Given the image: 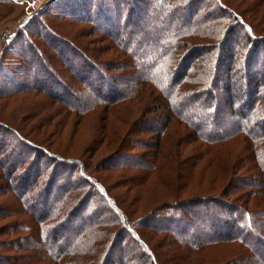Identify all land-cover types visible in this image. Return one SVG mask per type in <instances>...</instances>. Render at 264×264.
<instances>
[{
	"label": "trees",
	"instance_id": "obj_1",
	"mask_svg": "<svg viewBox=\"0 0 264 264\" xmlns=\"http://www.w3.org/2000/svg\"><path fill=\"white\" fill-rule=\"evenodd\" d=\"M66 1L47 3L5 42L0 56V98L50 88L52 98L66 111L81 118L101 113L106 127L113 121L117 126L109 147L115 146L110 149L117 151L107 167L124 170L126 176L135 170L126 178L131 183L128 189L135 191V205L130 206L132 201L126 197L119 198L120 203L106 183L85 171L93 165L51 152L49 146L27 137L23 125L8 129L0 123V196L3 193L5 197L0 203V221L4 222L0 236L5 238L3 248L8 252L0 256V264H186L195 258L198 264L204 252L221 245H230L227 248L235 251L233 258L229 263L217 260L211 264H264V60L260 58L264 56V35L245 13L231 8V0H209L205 10L201 8L204 0ZM15 5V0H0V6L10 11ZM69 13L76 15L73 23L98 25L102 37L126 57L120 66L129 75L118 77V83L124 85L119 92L106 75L117 64L108 61V66L100 65L84 56L76 39L56 29L60 21L56 26L48 21L69 17ZM207 26L210 29H205ZM238 35L240 39H236ZM44 43L53 49L51 53L47 54ZM10 51L14 59L8 56ZM69 51L75 57H68ZM6 57L11 58L10 65ZM85 64L90 70L84 69ZM55 65L70 74L81 93L71 92ZM26 67L33 71L36 88L24 81ZM221 70L228 82L222 89L225 102L232 107L235 104L234 84L241 86L239 101L248 103L231 115L219 108V103L213 105ZM238 70L241 74L234 76ZM140 113L133 119V114ZM116 118L132 122L123 124L114 121ZM134 124L137 131L131 127ZM136 132L156 136L150 155L127 153L139 148L134 145L137 140L130 138ZM192 139L203 142L198 155L189 158L196 159L178 161L183 146ZM228 141L236 146L221 145ZM238 150L241 153L234 160ZM205 159L206 171L198 174ZM44 160L47 167H43ZM211 166L214 175L206 182L202 177ZM76 171L82 174L81 181H72ZM239 172L245 175L239 176ZM153 177L164 189L174 188L173 200L156 206L142 202L140 207L142 188H147ZM61 178L68 188L61 185ZM191 178L205 190L188 199L183 195L191 188ZM216 182L219 189L211 187ZM246 186L254 190L248 191L242 204L234 195L248 189ZM251 193L253 196H248ZM92 204L96 208L87 221L84 216ZM182 210L188 214L184 216ZM151 232L164 235L161 240L167 246V256L156 255L145 241L144 234L151 236ZM128 236L140 248L141 261H131L126 248L122 249ZM115 254L117 262H113Z\"/></svg>",
	"mask_w": 264,
	"mask_h": 264
},
{
	"label": "rangeland",
	"instance_id": "obj_2",
	"mask_svg": "<svg viewBox=\"0 0 264 264\" xmlns=\"http://www.w3.org/2000/svg\"><path fill=\"white\" fill-rule=\"evenodd\" d=\"M15 1H16V5L13 11H10V9L7 6H0V56L2 55V49L4 47L5 42H9L16 35V29L20 25L22 26L23 24H26L27 22H29L36 12H38L43 6H45L47 3H50L52 0L46 1L35 11H31V8H30V3L33 0H15ZM67 1L66 3L70 4L69 0ZM231 1L233 3V5H231L232 6L231 8L242 13L243 15L246 14L247 17L250 18L251 21H253L251 22L249 20L251 22L250 24L253 23V25L256 26L258 33L261 36H263L264 35V0H231ZM209 4H210L209 0H204L201 4V8L205 10L209 8ZM75 16L70 14V16L66 18H58V19L53 18L52 21L50 20L48 21L50 22V24H53V25L54 23H56V21H60L59 24L61 27L58 26L59 28L56 27V29L66 32V34L69 35L71 38L76 39L78 45H80L81 47V48L79 47L82 50L81 53H83L84 56H87L89 58L92 57V59L96 63H99L100 65L104 64L108 66L110 64L109 62H114L115 64H117L116 66L118 67L112 68V70L107 72L106 75L108 78H110V80L113 82V86L116 87L119 92V90L122 89L124 85H121L118 83V77L128 74V70L124 66H120L124 64L126 57L121 56L120 55L121 53L119 54V50H115L114 48H112L111 46L112 44L110 43L111 41L109 39L102 37V35L99 33L100 29L98 28V25L95 27L93 26L94 24L92 25V24L84 23L85 21H83L82 23H73L72 20L76 19L74 18ZM86 17H87L86 15L84 16L79 15V18L81 19H87ZM93 28L96 30L93 31ZM65 29H68V31H66ZM205 29H210V26L205 27ZM81 30L84 33L79 32ZM26 33L29 36H31L33 39L34 35L32 34L31 30H27ZM240 36L241 35H238L236 39H240L239 38ZM36 37L37 36H35L34 38L35 40L38 38ZM39 37H42V36H39ZM21 39L23 40V38ZM43 48L45 49L47 54L53 51V49L49 45H47V43L43 44ZM93 49H96V50L93 51ZM68 54H69L68 57H71V58L75 57L74 56L75 54L72 53L71 51H69ZM8 56L12 57L13 59L14 57H16L11 51L8 54ZM55 56L56 54H54L53 58ZM260 58L264 60V56H261ZM19 60H21L20 57H19ZM5 61H7V63L9 62V65H10L11 58L8 59V57H6ZM52 62L54 63V60ZM106 62L108 63L106 64ZM204 65H206V63H202V66ZM207 66H209L208 62H207ZM54 67H55V71L60 74V77L64 81V83L67 84L68 87H70L72 93H74L75 95H77L78 93H81L80 87H78L75 83H74L75 85L73 84L74 80L70 77L69 73L62 71V69H60V67H57L56 65ZM87 67H88V70H90V67L88 65H86L84 69L87 70L86 69ZM13 68L11 69L12 71L15 72ZM221 73H223L222 70H221ZM224 73L221 74L222 77L219 80V84L217 83L218 86L215 87L214 89V92L216 94L214 97L215 101L213 105L214 107H216L219 103L220 106H222L219 108L223 109L226 113L231 115L233 112L237 110V108L242 107L241 106L242 104L246 105L248 103L246 100H244V102L243 100L239 101V99L243 97L242 92H241V86L234 85V84L232 86V93L236 95L235 101H234L235 106L233 105L232 107L230 104H227L228 102H225L227 97L224 98L225 93L222 92V89L223 87L224 88L227 87L228 82L225 81ZM240 74H241L240 70L234 71L233 73V75L237 77H239ZM32 76H33V71L29 69L27 71V75L25 77L26 79H24V81H28L29 83H31L33 87H35L36 85H33L35 84V82H33ZM102 85H105V84L102 83ZM36 89H37L36 92L27 91L25 93H17L14 95H9L10 98L8 99H5L6 98L4 97L5 95H3V97L0 98V123L1 125L3 126L6 125L8 129L9 127L18 128L19 125L20 126L23 125L25 127L24 129L25 132L23 131V133L27 134L26 135L27 137L34 138L35 141L42 143L45 146L47 145L46 147L49 146L51 148L49 149L51 152H56L58 154H64L68 158L80 159L85 166H88L90 164L93 165L91 169L89 168L90 170H85V171H87L91 175L98 177L104 183H106L109 187L110 194L114 196L115 198H117L119 202H120L119 198L126 197L128 199L127 201L129 202L132 201L130 206L135 205L136 198L135 196H133L135 191L132 192L133 189L132 190L128 189V188L131 189L130 187L131 183L129 182V180H126V178H130L135 173V170L133 169L132 172L129 173L130 176H126V173H124V170L112 171L110 167H107L108 165L107 163L109 162L108 160L112 158L114 154H116V151H117V150L111 151L110 148H115L114 145H113L114 147L112 146L109 147V145H111L109 142L110 136L113 137L112 135L115 133L117 125L113 121H109L106 127V122L104 123L105 120L101 113H98L96 115L89 113L87 116H83L82 118L78 117L76 116L74 112L66 111L65 107L62 106V103L60 102L58 103V100L56 98L54 99L52 98L53 96H52V92L50 88L49 89L45 88L42 90H40L39 88H36ZM52 89H55V87H52ZM5 91L9 92L10 90H5ZM244 112H245L244 113L245 116L248 115L247 111H244ZM210 113H211L210 110H208L207 114H210ZM141 114L142 113L138 115L133 114L132 117L133 119H136L137 117H140ZM149 117H152V115H149ZM236 117L239 118V115ZM116 119L114 121H119L123 124L127 122H129L130 124L132 122V121H129L128 119H126V121H123V119L122 120H118V119L116 120ZM206 121H210V119H207ZM135 125L136 124H134V126H131L133 131L138 130L137 125L136 126ZM253 126H255V123L250 125L251 128ZM105 127L108 132L107 134L104 130ZM253 129H256V127H254ZM8 135H11V134H8ZM144 135L145 136H143V134H139L138 132H136L130 137L131 139L137 140L138 143H134V145L139 146V148L137 150H129L127 152L128 154L133 155V157H135L136 155H140L141 152H144V153L146 152L148 155L152 153L155 147H151V146L153 145L152 142L156 136H153V134H144ZM112 139L114 140V137ZM235 143L236 142L234 141H228V143L225 142V144L222 143L221 145H224L225 148H230L232 146H236ZM99 144H100V147H97ZM202 144L203 142L198 139L190 140V144H188L187 146L186 145L183 146L185 147L184 150L183 149L179 150L178 152L179 154L182 150L183 152H182V155L179 156L177 160L182 162L184 161L185 158L189 159L190 157L198 155L197 149H200L198 146ZM239 152L241 153L240 150L235 152L234 160H237V155H239L238 154ZM246 155L242 157L243 160L246 158ZM2 157H6V156L2 154ZM151 158L152 156L148 157V159H151ZM195 159L196 158H192L189 160H195ZM206 160L207 159H205V161L200 164L201 167H198L199 168L198 174H201L203 171H206V170H203V167L206 166ZM244 164L245 166H247L248 161L247 160L244 161ZM43 165H44L43 167H47L48 162L44 160ZM214 171H215V168L213 166L209 167V169L207 170L206 176L202 177V179L208 182L213 177ZM237 174L239 176L245 175L244 172H239ZM80 177H82V174L76 171V172H73V177L71 179L74 182L79 181V180L81 181ZM215 177L217 178L216 174H215ZM45 179H47V173L45 174ZM60 180H61V185L63 186L65 185L64 187L68 188L67 186L69 185H66L62 178ZM196 183L197 181L191 178V180L189 181L191 188H189V190L187 191H184V194H185L183 195L184 198L192 199L191 197H195L196 195H199V192L201 191L204 192L205 187H203L202 185L198 187ZM145 187L147 188H142L143 190L140 189L143 191L142 195L139 196V198H141L142 200L141 203L139 204L140 207L144 205L142 204V202H147V204H150L151 206H156L158 204L160 205L163 204L164 201L165 203H168L170 202V200H173L170 198L175 193L174 188L172 187L170 189L169 188L164 189L161 185L157 183V181H155L154 177L149 181V184H147ZM211 187L219 189L220 188L219 182H216V184H212ZM249 190L250 192H253L254 190L253 186H249L248 189L238 190V193L234 195V199L238 201L242 200V204L245 203L246 201L245 199L247 197L246 195ZM252 194L253 193H251L248 196L251 197L253 196ZM54 195L55 196L53 197L57 196L56 194ZM4 199L5 197L2 193L0 196V203H2ZM95 208H96L95 204L94 205L92 204L91 206H89V209H87L88 213L87 215L85 214L84 219H86L87 221L90 220V217H92L94 213L93 211H95ZM154 209L158 210L161 208L156 207ZM125 210L127 211V209L123 210L124 213H125ZM182 211H184L182 212L184 216L188 214L186 210H182ZM48 212L50 213V211ZM51 212L54 215L56 214V211L55 212L51 211ZM126 214L128 213L126 212ZM132 217H136V216H132ZM51 221L54 222V219ZM3 223L4 222L0 221V226ZM175 227L177 229L178 226H175ZM191 230H193V232L196 230L195 223L192 224ZM3 232H4L3 230H0V234H2ZM163 236L164 235L161 233L151 232V236L148 234L147 235L144 234L143 237L145 241L149 244V246L152 248V250L156 253V255L158 253L160 254L162 253V255L167 256V251H168L167 246L166 245L164 246L161 240V237ZM4 239H5L4 237L0 236V256H5L8 254V252H4V248H3ZM125 242H126V245L122 249L126 248V250L124 251L130 254V256L133 258L131 259V261L132 260L141 261L142 255L139 253L140 248H138L137 244L133 240H131L129 236L125 238ZM228 246L230 245H221V246H218L217 248L211 249L212 251L209 250L207 252H204L203 254L205 253L206 254L202 256L198 264H211L213 261L215 262L217 260L219 261L227 260V263H229L235 251L227 248ZM117 254H115V258L113 262L114 261L117 262L116 260ZM200 255L202 254L195 255V256L199 258ZM197 260L198 259L195 258L194 261L192 262L189 261L186 264H196Z\"/></svg>",
	"mask_w": 264,
	"mask_h": 264
},
{
	"label": "built area",
	"instance_id": "obj_3",
	"mask_svg": "<svg viewBox=\"0 0 264 264\" xmlns=\"http://www.w3.org/2000/svg\"><path fill=\"white\" fill-rule=\"evenodd\" d=\"M48 0H33L30 3L31 11H35L37 8H39L43 3H45Z\"/></svg>",
	"mask_w": 264,
	"mask_h": 264
}]
</instances>
